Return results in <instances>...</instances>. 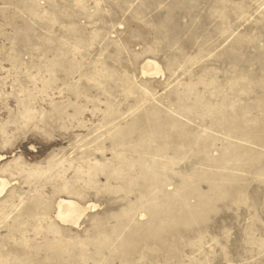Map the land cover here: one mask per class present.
I'll return each mask as SVG.
<instances>
[{"label":"rangeland","instance_id":"374dc122","mask_svg":"<svg viewBox=\"0 0 264 264\" xmlns=\"http://www.w3.org/2000/svg\"><path fill=\"white\" fill-rule=\"evenodd\" d=\"M2 179L0 264H264V0H0Z\"/></svg>","mask_w":264,"mask_h":264},{"label":"bare ground","instance_id":"6f19581e","mask_svg":"<svg viewBox=\"0 0 264 264\" xmlns=\"http://www.w3.org/2000/svg\"><path fill=\"white\" fill-rule=\"evenodd\" d=\"M159 73H161V72L158 71L157 64H155L152 61L146 62L145 68L143 69V74L144 75L153 76V75H158ZM230 132L232 133V132H235V131H230ZM236 134H237V136H240V137L245 136V133H236ZM6 187H7V182L4 181L3 179L0 180V195H2L4 193V191H5L4 189ZM93 207H95V206H93ZM86 208H83L82 205H80L76 201H63L62 200V201H60L58 203L57 217H59L61 220L59 218L58 219L60 221H62L63 223L77 225V224H79V221L81 220L82 216L86 213V211L88 209V208L87 209ZM133 239H135V236L131 238V241Z\"/></svg>","mask_w":264,"mask_h":264}]
</instances>
